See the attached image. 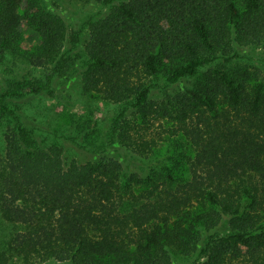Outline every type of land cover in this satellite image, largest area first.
Segmentation results:
<instances>
[{
	"label": "trees",
	"instance_id": "trees-1",
	"mask_svg": "<svg viewBox=\"0 0 264 264\" xmlns=\"http://www.w3.org/2000/svg\"><path fill=\"white\" fill-rule=\"evenodd\" d=\"M99 2L75 56L61 15L0 0V66L43 72L0 92V219L13 226L0 264H264V78L233 64L264 46V0ZM76 59L82 91L121 107L115 156L68 158L75 135L20 111ZM155 123L191 148L187 169H154Z\"/></svg>",
	"mask_w": 264,
	"mask_h": 264
},
{
	"label": "rangeland",
	"instance_id": "rangeland-1",
	"mask_svg": "<svg viewBox=\"0 0 264 264\" xmlns=\"http://www.w3.org/2000/svg\"><path fill=\"white\" fill-rule=\"evenodd\" d=\"M28 9H45L61 15L68 26L67 46L71 49L72 55L76 56V53L80 52V45L87 38L86 24L90 20L102 18L108 7L102 5L99 0H23L21 14L27 12ZM23 22V44L25 47L37 44L38 39L31 31L34 27L26 19ZM236 55L233 64L246 68L253 76L264 78V46L243 49ZM74 64L67 74L58 75L52 81L50 87L52 94L42 91L32 98L33 100L23 99L19 103L20 111L29 126L37 125L49 132L64 133L67 137L75 135L73 142L70 140L66 142L68 158L74 156L87 160L100 156H115L117 145L109 144L108 132L112 120L121 107L104 103L96 95L84 93L80 82L79 60L76 59ZM40 71L42 74V70ZM40 71L20 61H14V63L8 61L0 66V92L6 87L7 78L19 82L22 81V76H25L34 81V77L40 76ZM27 83L30 84V81ZM164 125V128L169 126L165 123ZM164 128L155 123L146 131V137L155 142L149 153L150 160L157 161L158 165H155L154 169L161 176H165V172L157 168L160 164L167 165L174 174L183 168L187 169L191 157V148L181 135H169L163 131ZM41 136L45 134L41 132L39 139L42 138ZM146 187L145 184H141L135 189L138 193L141 188ZM10 229H13V226L0 219V248L5 246ZM9 264H19L14 255ZM45 264L61 263L48 262Z\"/></svg>",
	"mask_w": 264,
	"mask_h": 264
}]
</instances>
